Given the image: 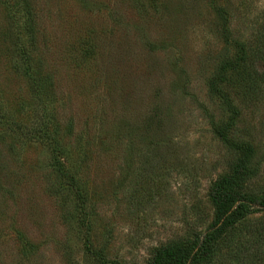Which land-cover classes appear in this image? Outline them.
<instances>
[{
	"label": "rangeland",
	"instance_id": "1",
	"mask_svg": "<svg viewBox=\"0 0 264 264\" xmlns=\"http://www.w3.org/2000/svg\"><path fill=\"white\" fill-rule=\"evenodd\" d=\"M241 43L248 63L220 88L240 110L231 136L255 149L245 191L263 195L264 0H0V264H99L86 237L108 261L150 264L205 233L212 186L239 156L213 132L231 113L211 83ZM43 122L72 191L53 144L28 134ZM214 264H264V210Z\"/></svg>",
	"mask_w": 264,
	"mask_h": 264
},
{
	"label": "trees",
	"instance_id": "2",
	"mask_svg": "<svg viewBox=\"0 0 264 264\" xmlns=\"http://www.w3.org/2000/svg\"><path fill=\"white\" fill-rule=\"evenodd\" d=\"M219 14L224 22L223 29L226 36H228L227 13L221 11ZM239 48L240 53L236 61L234 63L226 61L221 66L220 74L211 83L212 92L224 102L231 113L229 121L225 124L217 123L214 120L211 121L213 132L220 141L231 149L236 150L239 154L233 172L220 176L210 191V198L214 208V221L205 233L196 235L192 239L174 241L158 248L150 264H214L218 248L229 238L230 234L237 230L238 225L245 221L252 213L264 210V194L256 195L245 191V185L253 175L251 163L255 149L252 145L238 141L231 136L232 130L240 117V110L236 107L229 94L220 88V84H224L230 74L240 72L248 63L247 45L241 43ZM13 51L15 57H17V61L15 62L17 69L25 68L27 73L31 72L30 61L25 55L23 48L15 46V50ZM255 54L264 58V53L261 49H257ZM42 88L40 81L33 82V89L38 94H41ZM2 120L4 119L0 115V123ZM42 120L44 119L41 118ZM28 134L38 136L46 144H53V147L51 145L49 149L57 182L66 185V187L62 188V191L74 190L75 177L70 174L62 156L60 158L62 148L61 141L57 137L59 136L58 133L50 134L46 128V122H43L42 126L40 125V127ZM50 187L52 193H59L52 185ZM89 221V217L82 220V222L88 225ZM85 240L87 253L92 254L99 261V264H121L117 261H108L101 251L96 252L92 249V244L88 237Z\"/></svg>",
	"mask_w": 264,
	"mask_h": 264
}]
</instances>
